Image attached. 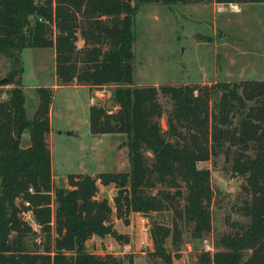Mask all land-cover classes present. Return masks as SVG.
Returning <instances> with one entry per match:
<instances>
[{
    "label": "trees",
    "instance_id": "trees-1",
    "mask_svg": "<svg viewBox=\"0 0 264 264\" xmlns=\"http://www.w3.org/2000/svg\"><path fill=\"white\" fill-rule=\"evenodd\" d=\"M189 1L0 0V53L11 62L0 85L10 87L0 100V264H122L85 248L92 237L115 232L111 205L97 198L99 186H113L115 216L125 224L130 214H172L171 226L151 230L153 256L172 264L165 243L169 237L180 243L181 224L190 226L194 239L212 231L210 172L198 163L222 153L244 181L238 210L248 222H233L238 230L222 235L212 254L201 252L198 263L264 264V80L159 88L133 83L132 24L139 8ZM34 48L54 49L61 86L114 87L115 110L91 106L89 130L125 137L128 172L69 175L67 188L54 187L46 142L53 91L37 89L38 107L28 119L21 83L20 51ZM159 96L169 99L168 112ZM123 239L128 242L117 237Z\"/></svg>",
    "mask_w": 264,
    "mask_h": 264
},
{
    "label": "rangeland",
    "instance_id": "rangeland-1",
    "mask_svg": "<svg viewBox=\"0 0 264 264\" xmlns=\"http://www.w3.org/2000/svg\"><path fill=\"white\" fill-rule=\"evenodd\" d=\"M132 34L131 65L135 86L159 88L264 80V3L231 6L216 0H190L173 7L143 4L133 20ZM77 44L82 46L81 40ZM20 56L26 115L32 119L38 107L37 89L51 86L54 81L55 52L53 48L24 49ZM10 66V60L0 53V85L7 80ZM9 88L0 86V100L6 99ZM113 90L114 87L108 85L90 91L61 88L53 92L52 128L57 134L50 141V150L54 187L67 188L69 175L128 171L124 137L92 136L89 130L91 106L103 107L110 110L109 113L115 110L111 104ZM158 101L166 112L170 110L167 97L159 96ZM165 121L163 116L160 123L164 130ZM70 130L73 134L67 136ZM23 146H26V138ZM198 167L210 172L212 231L203 239H194L190 236V226L181 224L180 243L175 244L171 237L165 243L172 264H199L201 252L212 254L218 249L217 242L222 235L238 230L233 222H248L238 210L244 181L233 175L229 156L219 154L198 163ZM157 185L152 192L161 188ZM170 189L172 193L175 191ZM114 195L113 186L104 187L98 191L97 198L107 199L111 205L115 232L103 238L92 237L85 244L86 251L94 255H113L120 258L122 264H163L160 258L153 256L151 230L156 224L171 226L172 214H130L125 224L115 216ZM146 217L147 222H142ZM25 219L34 226L30 218ZM120 235L128 242L118 241ZM40 245L38 250L41 251Z\"/></svg>",
    "mask_w": 264,
    "mask_h": 264
},
{
    "label": "crops",
    "instance_id": "crops-1",
    "mask_svg": "<svg viewBox=\"0 0 264 264\" xmlns=\"http://www.w3.org/2000/svg\"><path fill=\"white\" fill-rule=\"evenodd\" d=\"M231 6H232V4H231ZM44 88H50V89H52L53 92H55V91H57V90H59L61 88H72L74 90H80V89H83V90L88 89L89 91L91 90L88 86L76 85L75 83L73 85H63V86H61V85H59V83L57 81L56 75L54 76V81H53L52 85L51 86H44ZM52 109H53L52 106H50V112H49L50 130H49V133L46 136V142H47V145H48V148H49V151H50V157H51V171H52V168H53V159H52V154H51V150H50V141L52 142L54 140V136L57 134V133H55L53 131V128H52ZM69 133L70 134L67 135V136L72 135L73 134V131L70 130ZM59 134H61V132H59L58 135ZM92 136H95V135H92ZM111 136H114V135H111ZM116 136H120V135H116ZM24 138H26V145H27L28 135L25 134L23 136V141H24ZM122 140L125 141V137ZM127 155H128V150H127ZM129 170H130V165H129L128 171ZM128 171H125V172H128ZM108 187H110V186H108ZM100 188H104V187L103 186H99V190H100Z\"/></svg>",
    "mask_w": 264,
    "mask_h": 264
},
{
    "label": "built area",
    "instance_id": "built-area-1",
    "mask_svg": "<svg viewBox=\"0 0 264 264\" xmlns=\"http://www.w3.org/2000/svg\"><path fill=\"white\" fill-rule=\"evenodd\" d=\"M26 217H27V218H30L31 216H30V214H27ZM142 222H147V217H146L145 219L142 218Z\"/></svg>",
    "mask_w": 264,
    "mask_h": 264
},
{
    "label": "water",
    "instance_id": "water-1",
    "mask_svg": "<svg viewBox=\"0 0 264 264\" xmlns=\"http://www.w3.org/2000/svg\"><path fill=\"white\" fill-rule=\"evenodd\" d=\"M1 82H6V79H4L3 81H1ZM113 106H115V104L114 103H111ZM70 133L69 132H67V135H69Z\"/></svg>",
    "mask_w": 264,
    "mask_h": 264
}]
</instances>
